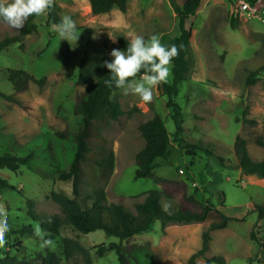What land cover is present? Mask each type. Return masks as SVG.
Returning a JSON list of instances; mask_svg holds the SVG:
<instances>
[{
	"label": "rangeland",
	"instance_id": "374dc122",
	"mask_svg": "<svg viewBox=\"0 0 264 264\" xmlns=\"http://www.w3.org/2000/svg\"><path fill=\"white\" fill-rule=\"evenodd\" d=\"M238 1L241 0H202L197 15L187 21V27L192 28L187 55L190 73L173 98L181 107L183 133L175 135L172 111L166 107L168 97L162 89L163 84L172 82L170 65L167 81L153 89L152 103L145 104L137 96L125 95L122 89L112 95L123 114L117 121L96 125L105 141V150L95 152L86 164L87 175L79 198L73 195L72 181L44 180L26 167L16 173L0 169V176L22 192L20 195L6 190L0 194V203L4 204L13 229L39 225L27 215L28 201L33 202L34 211L41 216H62L50 197L53 192L77 199L83 208H89L94 191L103 189L108 203L136 213L135 206L143 202L145 193L160 190L165 194L161 204L171 202V212L181 208L199 211L196 202L204 204L210 200L233 219L225 229L212 232L209 258L222 257L226 264H264V220L258 219L253 207L264 204V181L253 174L243 176L234 153L236 138L241 137L247 142L251 157L264 160V147L258 144V141L264 143V0H244L258 8L257 16L252 18L233 15ZM183 2L127 0L125 14L113 10L95 16L88 0H57L60 19L70 15L76 22L80 33L76 42L61 41L47 26V14H44L35 20L37 31L23 38L22 48L16 44L0 53V92L14 95L20 103L0 98V154L10 152L14 144L30 148L27 145L37 139L41 141H38L40 148L34 147L37 154L50 158V146L55 145L58 167L67 169L73 156V133L78 129L75 106L83 91L78 79L86 40L106 43L109 54L116 49L118 39L129 34L142 35L145 39L158 35L167 47L179 33L174 4L181 7ZM20 30L0 21V42L18 35ZM109 35L116 37V41ZM8 70H23L44 82L30 84L27 91L15 94ZM250 74H254V81L248 83ZM154 114L162 117L172 142L170 161L157 160L155 176L164 180L158 183L156 179L135 180V158L144 147L139 126ZM57 132L67 133L69 138L53 137L50 141L49 137ZM28 150L22 149L17 155L25 156ZM109 151L114 155L112 174L96 163ZM219 157L225 160L226 167L221 165ZM46 163L36 162L35 166L54 172L55 168ZM213 221L220 220L212 217L194 227L204 229ZM179 227H174L173 238H178ZM252 231L257 242L250 238ZM161 232L164 233L161 222L157 221L148 232L122 243L130 264H156L150 250L141 249L144 245L140 244L147 238L157 242ZM63 238L75 245L71 247L70 259L62 258L61 264H118L114 251L106 252L103 257L97 255L98 246L119 243L101 230L85 235L64 225L54 247L48 248L60 253ZM6 240V246L0 248V259L8 256L15 258L14 264H41L46 248L40 247V240L20 237L22 244L18 248V241L10 231ZM197 264L206 262L198 260Z\"/></svg>",
	"mask_w": 264,
	"mask_h": 264
},
{
	"label": "trees",
	"instance_id": "16d2710c",
	"mask_svg": "<svg viewBox=\"0 0 264 264\" xmlns=\"http://www.w3.org/2000/svg\"><path fill=\"white\" fill-rule=\"evenodd\" d=\"M91 12L93 15H105L113 10H119L123 14L127 11V0H88ZM202 0H185L183 6L178 7L174 4L175 13L179 19V33L169 43L168 46L175 44L180 49L178 57L172 61V82L170 85L163 84L162 89L164 95L168 97L166 107L172 111V121L175 127V135L179 136L183 133V122L181 120V107L173 101V98L178 95L179 85L187 81L190 73V65L187 60V55L192 41V28L187 27V21L197 15V11L201 6ZM254 3V1L252 2ZM47 14L46 24L51 27L53 23L60 22L59 7L57 0L55 7ZM37 16L29 17L25 26L16 36L7 37L0 42V53L8 51V49L18 44L22 48L23 38L36 32L37 25L35 24ZM129 41L126 38H119L116 49L126 50ZM112 57L109 54V47L106 43H96L90 38L86 40L84 54L82 57L78 83L83 88L79 94L75 106V114L77 116L78 129L73 133V156L68 164L67 169L58 167L59 159L55 157V148L50 146L52 155L50 158H43L37 154L35 148L38 146V141L33 140L27 145L14 144L10 152L3 155L0 154V169H7L11 172H18L22 167L29 168L34 174L44 180H59L62 182L72 181L73 195L75 198L80 197V189L84 184L85 176L87 175L86 164L91 159L92 155L99 151H104L105 141L98 134V123H107V121H117L123 114V111L117 101L112 100V95L121 90L115 87L108 88L104 81L109 78L110 72L104 67V61H111ZM8 80L14 87L15 94H20L28 90L30 84L42 85L44 79L37 80L32 75L23 70H8ZM143 75L141 72L135 79H139ZM254 81V74H250L248 83ZM0 98L20 104L14 95H5L0 92ZM139 131L144 140V147L137 153L135 162L137 169L135 171V180L156 179V182H164L155 176L157 169V160L169 162L172 156V142L170 133L166 129L162 117L154 114L153 117L146 122L140 124ZM67 133L57 132L51 135L60 139L69 138ZM94 140L99 143L94 144ZM41 142V141H40ZM260 147H264V143L258 141ZM22 149H29L27 155L18 156L17 153ZM234 153L237 162V168L243 176L249 174L255 175L258 179L264 181V160H255L251 157L247 142L237 137L234 144ZM221 165L226 167L225 160L218 158ZM47 162L45 165L55 168L54 172L42 170L35 166L36 162ZM100 169H106L109 174H112L114 168V155L112 151L105 153L100 162H96ZM193 165V162L192 164ZM85 167V168H84ZM17 191L20 195L21 190L11 185L7 180L0 176V194L4 191ZM143 202L135 206L136 213H132L123 206L106 201L105 192L103 189L94 191L91 196L92 205L89 208H83L77 199H71L65 195L53 192L51 199L56 203L62 213V216H41L34 211V204L28 201L27 215L35 223L47 233L46 238L56 241L61 236V228L64 225H70L80 234H90L101 230L108 237L119 240V243H111L109 246L100 245L96 249L99 257H103L108 251H114L117 255L118 264H130V261L125 254V247L122 243L135 236L144 234L151 230L152 226L157 222H161L162 230L169 225H189L204 223L212 217H216L220 221H213L208 227L204 228L201 233V247L194 252L186 261L185 264H197V260L202 258L206 264H226L222 257L208 258L211 244L212 232L225 229L228 222L233 220L221 210L216 208L210 200H206L204 204L199 205V211L189 209H179L168 214L162 210L161 198L165 194L160 190H151L144 195ZM195 202L194 198H190ZM224 207V203H222ZM254 212L258 214L259 220H264V204L254 205ZM49 220L51 223H49ZM10 234L18 241V248H21L22 241L20 237L39 240L34 236V226L23 225L13 229L9 224ZM252 241L257 242L256 235L252 231L250 234ZM75 244L72 240L63 238L60 245L61 252L45 249V254L41 258V264H61L62 258L69 260L71 257V247ZM136 249V248H134ZM141 249H145L142 247ZM15 258L6 256L0 259V264H14Z\"/></svg>",
	"mask_w": 264,
	"mask_h": 264
},
{
	"label": "clouds",
	"instance_id": "9594fccd",
	"mask_svg": "<svg viewBox=\"0 0 264 264\" xmlns=\"http://www.w3.org/2000/svg\"><path fill=\"white\" fill-rule=\"evenodd\" d=\"M56 4V0H0V21L10 28L19 31L25 26L31 16H42L49 13ZM52 31L57 33L61 41H77V25L70 15H63L59 23L51 25ZM113 42L116 37L110 36ZM126 50L112 49L111 61H104V67L109 72V78L104 81L108 88L122 89L125 95H134L145 104L153 101V89L165 83L170 74V65L180 54L175 44L164 46L158 35H151L145 39L142 35L129 34ZM143 72L139 81L135 78ZM171 202L162 204V210L171 214ZM7 210L0 203V248L6 246V233L10 231ZM49 223L51 221L49 220ZM34 236L41 241L40 247H54V241L47 239V233L37 225Z\"/></svg>",
	"mask_w": 264,
	"mask_h": 264
},
{
	"label": "crops",
	"instance_id": "0c3cea01",
	"mask_svg": "<svg viewBox=\"0 0 264 264\" xmlns=\"http://www.w3.org/2000/svg\"><path fill=\"white\" fill-rule=\"evenodd\" d=\"M194 225H169L165 228L164 233L161 232L157 242L147 238L140 245H144L145 249L150 250L156 264H185L187 259L201 247L203 229L199 230ZM175 226H180L178 238L172 237ZM207 257L209 258L208 254ZM198 260L204 261L202 258Z\"/></svg>",
	"mask_w": 264,
	"mask_h": 264
},
{
	"label": "built area",
	"instance_id": "2783aa9c",
	"mask_svg": "<svg viewBox=\"0 0 264 264\" xmlns=\"http://www.w3.org/2000/svg\"><path fill=\"white\" fill-rule=\"evenodd\" d=\"M257 13H258V8L253 6L250 2L244 0L238 1L236 6L233 8V15L235 17L245 16L248 18H252V17H256ZM181 173L183 174V172ZM192 185L195 186V183Z\"/></svg>",
	"mask_w": 264,
	"mask_h": 264
}]
</instances>
